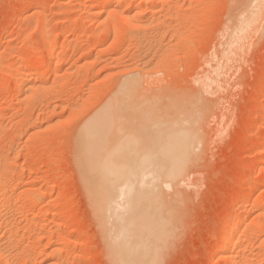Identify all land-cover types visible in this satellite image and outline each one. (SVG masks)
Returning a JSON list of instances; mask_svg holds the SVG:
<instances>
[{"label":"rangeland","instance_id":"obj_1","mask_svg":"<svg viewBox=\"0 0 264 264\" xmlns=\"http://www.w3.org/2000/svg\"><path fill=\"white\" fill-rule=\"evenodd\" d=\"M92 1L0 0V264H114L116 216L94 201L77 137L133 78L144 97L121 105L134 114L120 127L145 122L140 109L197 136L159 186L156 263L227 264L220 236L237 223L236 264H264V0H116L103 14Z\"/></svg>","mask_w":264,"mask_h":264},{"label":"bare ground","instance_id":"obj_2","mask_svg":"<svg viewBox=\"0 0 264 264\" xmlns=\"http://www.w3.org/2000/svg\"><path fill=\"white\" fill-rule=\"evenodd\" d=\"M114 1L116 0L103 1L99 6L100 13L103 14L106 7ZM93 2L90 0L91 4ZM129 18L130 24L132 23V26L138 28L140 22L138 14L129 15ZM48 39L50 40L49 36ZM48 54L52 59L55 58L57 55L56 46H49ZM36 63V74L41 75L40 73L48 70L47 64H40L38 60ZM51 66L55 69L58 67L56 63ZM19 77L18 74L16 79H20ZM133 79L135 80H129L119 89L117 88L116 95L114 94L115 96L113 95L114 97L108 100L109 102L101 107L96 114L93 113L94 116L87 123L85 122V125H82L83 128L79 127L80 130L82 129L79 130L80 135L77 137L79 138L80 168L89 180L88 186L96 204L103 210L113 211L116 216L114 226L117 230L115 233L118 232L117 240L109 244L111 260L115 261L114 264H155L157 258L160 257L158 256L159 250L162 249L160 246L165 243L169 234L167 230L169 223L160 207L159 186L162 182H167V184L176 182L186 170L190 153L193 152L192 146L196 145L194 142H196L197 136L186 129L180 121L171 120L167 123L158 120L152 121L150 115L145 116L148 111L142 114L140 109L133 110L142 119L146 118L145 122H141L140 125L132 123L120 127L121 111L127 113L131 111V114L133 112L131 106L127 107V110L126 108L122 110L121 105L124 106L125 102H130L136 99L135 97L138 99L139 81L137 80L140 78ZM136 93L138 94L135 95ZM140 94L139 96H143ZM150 113L152 114L151 110ZM120 119L124 120L125 117ZM262 148L264 149V147ZM262 161L264 166V158ZM52 202L53 200L50 201V203ZM99 211L101 210L99 209ZM102 212L104 213V211ZM230 223L232 224L231 221ZM231 224L230 226H232ZM236 224L232 228L226 225L227 228L221 232L220 238L224 245L218 250L217 261L225 259L227 264L237 263L235 249L239 242L236 241L242 240L241 233L244 226ZM254 229L264 234V223L258 222ZM62 251L60 248L52 254L57 256Z\"/></svg>","mask_w":264,"mask_h":264}]
</instances>
